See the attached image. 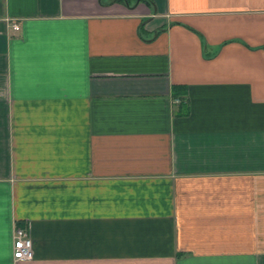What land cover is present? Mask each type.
<instances>
[{
  "label": "crops",
  "instance_id": "1",
  "mask_svg": "<svg viewBox=\"0 0 264 264\" xmlns=\"http://www.w3.org/2000/svg\"><path fill=\"white\" fill-rule=\"evenodd\" d=\"M0 264H264V0H0Z\"/></svg>",
  "mask_w": 264,
  "mask_h": 264
},
{
  "label": "built area",
  "instance_id": "2",
  "mask_svg": "<svg viewBox=\"0 0 264 264\" xmlns=\"http://www.w3.org/2000/svg\"><path fill=\"white\" fill-rule=\"evenodd\" d=\"M12 28L19 29L18 24H13ZM33 256V243L27 228L16 227L13 233L12 258L15 261H23Z\"/></svg>",
  "mask_w": 264,
  "mask_h": 264
},
{
  "label": "trees",
  "instance_id": "3",
  "mask_svg": "<svg viewBox=\"0 0 264 264\" xmlns=\"http://www.w3.org/2000/svg\"><path fill=\"white\" fill-rule=\"evenodd\" d=\"M114 1H119V2H123L124 4H128L130 0H114ZM183 87L181 86H173V95L174 96H178V95H182L183 94Z\"/></svg>",
  "mask_w": 264,
  "mask_h": 264
}]
</instances>
